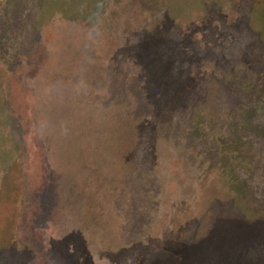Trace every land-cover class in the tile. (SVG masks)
Returning <instances> with one entry per match:
<instances>
[{
  "label": "rangeland",
  "instance_id": "374dc122",
  "mask_svg": "<svg viewBox=\"0 0 264 264\" xmlns=\"http://www.w3.org/2000/svg\"><path fill=\"white\" fill-rule=\"evenodd\" d=\"M0 264H264V0H0Z\"/></svg>",
  "mask_w": 264,
  "mask_h": 264
}]
</instances>
